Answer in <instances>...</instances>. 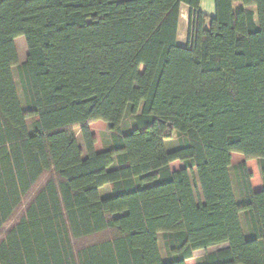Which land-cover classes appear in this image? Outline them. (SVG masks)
Wrapping results in <instances>:
<instances>
[{
    "label": "trees",
    "instance_id": "obj_1",
    "mask_svg": "<svg viewBox=\"0 0 264 264\" xmlns=\"http://www.w3.org/2000/svg\"><path fill=\"white\" fill-rule=\"evenodd\" d=\"M200 4L0 0V264H264V0Z\"/></svg>",
    "mask_w": 264,
    "mask_h": 264
},
{
    "label": "rangeland",
    "instance_id": "obj_2",
    "mask_svg": "<svg viewBox=\"0 0 264 264\" xmlns=\"http://www.w3.org/2000/svg\"><path fill=\"white\" fill-rule=\"evenodd\" d=\"M182 8L184 9L185 7H182ZM185 11L188 14L187 9ZM188 24L189 23L187 22L186 26L183 25V27L178 32V41L181 44H185V43L187 44L188 43V31H189ZM15 44H16V47H17V50H18L20 63H24L27 60V56H28V48H27V44H26L25 38L24 37L17 38L15 40ZM141 71H143V67H141ZM13 73H14V77H15V80H16V83H17V88L19 90L18 75H17V69L16 68L13 69ZM21 102H22L23 107H24V103H23L22 98H21ZM132 123H133V118L130 115H127L126 118H125V121H124V123L122 125L123 126L122 127L123 131L124 130H128V131L131 130ZM27 124H28V126L30 128L31 119L27 120ZM91 129H93L94 132L98 136V139H97L98 147L103 148V149L104 148H108L109 145L111 144V142H110L111 132L109 130V125L107 123H105V122H99V123L98 122H96V123L93 122ZM72 133L77 137L79 142L83 145L81 134H80V129L79 128H75V129L72 130ZM166 147L169 150H173V149H176L178 147L177 135H174L171 140L166 142ZM248 165L253 169L252 179H253L254 185H263V180H262L261 172H260V168H259V161L256 160V159L249 160V164ZM233 173H234V171H233ZM103 193H102V195H103ZM23 207H22V211L24 210ZM22 211L20 212V215H21Z\"/></svg>",
    "mask_w": 264,
    "mask_h": 264
},
{
    "label": "crops",
    "instance_id": "obj_3",
    "mask_svg": "<svg viewBox=\"0 0 264 264\" xmlns=\"http://www.w3.org/2000/svg\"><path fill=\"white\" fill-rule=\"evenodd\" d=\"M184 7L187 9L188 15H189V8L186 5H184ZM236 7H241V5L239 3H236ZM200 10L203 13H205L206 15H208L209 17H214L215 14H216L215 0H201ZM179 23H180V20H179ZM188 23H189V16H188ZM188 26H189V24H188ZM209 26H210V23L207 22L206 23V27L209 28ZM179 27H180V25H179ZM188 29H189V27H188ZM187 44L186 43L185 44H181L178 41V45H180L182 47H185ZM97 122L99 123V122H103V121H97ZM92 124L89 125L90 129L92 127ZM91 132H92L93 136L96 138V144H95L96 151L97 152L103 151L104 150L103 148L98 147V144H97L98 136H97V134L94 132L93 129H91ZM243 162H246L248 170L253 174V169L248 165L249 164V160H246L245 157L242 154H240V153H233L232 154V165H231V169H230L231 171L230 172H231V175H232V178H233L234 186H236V185H235V180H234V175H233V169H234V167L236 165H239V164H241ZM182 168H183V164L181 162H179V161H175V162L171 163V169L173 171H177V170H180ZM251 184H252V187H253L254 191H260V190L263 189V185H254L253 179H251ZM100 191H101V195L104 192L102 196H105V197H109L112 194L110 185L104 186L103 188H101ZM226 246L227 245L212 247V248H209L207 251H205V250L196 251L194 253L193 258L187 260L186 264H204L205 256L208 253H214V252H216V251H218V250H220V249H222V248H224ZM160 252H161V255H162L163 259H165L166 258V254H165V248H164V244H163L162 239H160Z\"/></svg>",
    "mask_w": 264,
    "mask_h": 264
},
{
    "label": "bare ground",
    "instance_id": "obj_4",
    "mask_svg": "<svg viewBox=\"0 0 264 264\" xmlns=\"http://www.w3.org/2000/svg\"><path fill=\"white\" fill-rule=\"evenodd\" d=\"M183 7H184V5H183ZM185 9V8H184ZM183 8H181V12H180V23H179V25H180V27H179V29H181L182 27H183V25H187V22H188V14H187V12L184 10ZM180 35V34H179ZM180 38V37H179ZM186 41V40H185Z\"/></svg>",
    "mask_w": 264,
    "mask_h": 264
}]
</instances>
